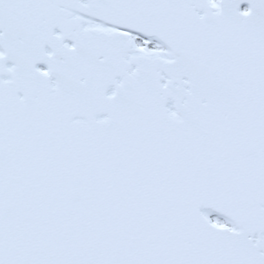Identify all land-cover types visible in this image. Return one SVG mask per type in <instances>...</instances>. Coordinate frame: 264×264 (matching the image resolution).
<instances>
[{
	"label": "snow or ice",
	"instance_id": "1",
	"mask_svg": "<svg viewBox=\"0 0 264 264\" xmlns=\"http://www.w3.org/2000/svg\"><path fill=\"white\" fill-rule=\"evenodd\" d=\"M0 264H264V0H0Z\"/></svg>",
	"mask_w": 264,
	"mask_h": 264
}]
</instances>
